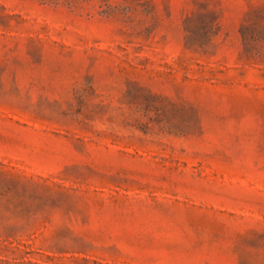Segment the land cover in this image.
<instances>
[{"label": "rangeland", "instance_id": "374dc122", "mask_svg": "<svg viewBox=\"0 0 264 264\" xmlns=\"http://www.w3.org/2000/svg\"><path fill=\"white\" fill-rule=\"evenodd\" d=\"M0 264H264V0H0Z\"/></svg>", "mask_w": 264, "mask_h": 264}]
</instances>
